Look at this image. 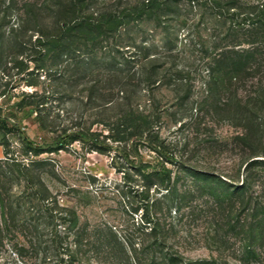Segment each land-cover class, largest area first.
Listing matches in <instances>:
<instances>
[{"label": "rangeland", "instance_id": "rangeland-1", "mask_svg": "<svg viewBox=\"0 0 264 264\" xmlns=\"http://www.w3.org/2000/svg\"><path fill=\"white\" fill-rule=\"evenodd\" d=\"M28 1L0 0V113L19 129L0 142V217L8 218L0 229L23 232L35 251L20 236L5 238L0 264H264V222L186 167L216 180L245 174L240 128L213 106L209 84L212 45L229 21L203 2L173 0L158 22L134 20L95 47L47 52L49 39L20 29ZM126 1L89 0V9ZM255 1L264 0H240ZM20 99L31 112L19 110ZM136 124L183 164L164 161L143 138L129 141ZM64 130L96 134L112 148L73 140L35 154L22 141ZM252 159L253 193L264 201V155ZM160 162L170 177L148 172Z\"/></svg>", "mask_w": 264, "mask_h": 264}, {"label": "trees", "instance_id": "trees-1", "mask_svg": "<svg viewBox=\"0 0 264 264\" xmlns=\"http://www.w3.org/2000/svg\"><path fill=\"white\" fill-rule=\"evenodd\" d=\"M172 1L130 0L126 1V5L120 9L110 6L93 10L89 9V0H53L52 2L42 0L41 3L33 0L26 3L20 29L24 32L26 29L29 30L30 26L32 32L37 34L35 38L49 39V41L43 40L45 41L43 45H49L44 49L47 52L64 46L71 48L76 43H85L86 48L95 47L108 38H113L116 33L120 32V28H125L134 20L158 22L161 13L170 9ZM187 1L192 4L199 1L207 4L210 13L215 18L217 17L222 25H227V20L229 21L224 36L212 45L214 54L208 67L209 84L211 93L214 91L213 94L217 95L216 99L212 97L213 106L232 113L231 119L240 128L236 137L245 145L246 153L244 151L243 171L245 174L239 182L235 180L237 175L226 176L229 181L216 180L211 171L206 169L197 171L194 166L187 164L186 167L194 172L193 176H200L210 183L218 181L217 184L222 185L224 195L230 199L240 200V204H243L247 210L250 209V215L255 219V224L260 226L264 222V201L256 202V194L254 195L253 192L256 191L258 183H255L254 173L248 172V169L257 163V159H252V157L264 155V1L248 3H242L240 0ZM45 10L50 12L52 18L50 27L42 21L44 16H49ZM23 101L20 99L16 103L22 111L27 109L29 104ZM29 112L31 109H27L26 113ZM13 129L19 130L17 123L9 115L0 113V142L5 139L6 132ZM146 130L142 125L136 124L127 132L129 141L143 138L164 161L183 164L182 160L176 159L163 145L154 143L149 136H145ZM73 140L86 141L94 148H112L107 141L100 139L96 134L82 130H64L56 137L42 140L39 143L22 137L26 148L35 154L60 149ZM122 153L125 158L128 156L127 153ZM132 153L140 166L142 163L137 151L133 150ZM259 162L264 163V161ZM148 172L151 175L164 172L166 177H170L171 173L170 169L161 162L158 169L152 166ZM7 221L8 218L0 217V224H8ZM48 234H50L48 241L60 242L57 232L49 231ZM17 236H20L35 251L31 239L25 237L23 232L15 234L0 229V243L5 238H17ZM251 236L255 238L254 235ZM31 238L34 237L31 236ZM21 249H23V244L18 248V250ZM248 253L253 254L254 252L249 250Z\"/></svg>", "mask_w": 264, "mask_h": 264}]
</instances>
